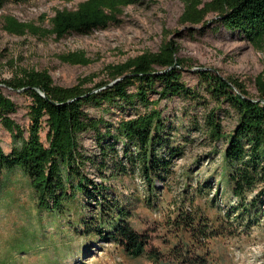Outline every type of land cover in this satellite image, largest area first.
I'll return each instance as SVG.
<instances>
[{
  "label": "trees",
  "instance_id": "1",
  "mask_svg": "<svg viewBox=\"0 0 264 264\" xmlns=\"http://www.w3.org/2000/svg\"><path fill=\"white\" fill-rule=\"evenodd\" d=\"M8 1L26 0H0V8ZM182 1L179 20L190 26L188 32H192L191 26L207 25V16L213 14L212 22L218 27L237 32L262 49L264 0ZM135 2L83 0L75 9H57L49 19L50 27L20 21L9 14L3 15L1 21L8 33L54 35L55 39H61L71 33H90L119 23L123 8ZM179 50L175 40H164L157 51H144L124 62L108 64L104 67L107 79L96 82H93L96 74H90L80 77L73 85L63 86L54 82L48 69L35 68H22L9 79L0 78V84L29 98L25 135L24 128L6 114L15 110V103L0 89V121L14 141L9 153L0 145V186L5 183L3 171L21 170L35 196L38 215L51 213L58 217L60 224L61 218L71 212L77 224L87 223L81 216L85 211L84 201L94 192L99 210L96 228L88 233L106 234L130 258L144 256L153 263H161V252L147 248L149 236L132 227L129 211L119 204L116 194L110 201L106 199L104 192L112 191V186L104 181L122 178L123 173H129L127 169L132 173L137 171L148 193L153 194L174 172L173 159L183 149L173 143V134L165 133L166 117L160 102L172 96L193 100L200 97L183 80V68L188 60L178 55ZM58 58L69 64L85 65L93 61L83 50L61 53ZM196 72L207 96L214 102L203 114L205 135L212 143L224 145L217 192L224 184L233 200L223 211L217 210L213 220L181 206L168 215V231L176 238L171 244V250L176 252L173 259L183 264H206L208 251L204 249L205 256L198 250L205 248L211 238L231 236L264 221V70L255 76V94L235 76L223 77L204 68ZM89 82H93L92 86H87ZM151 94L157 97L152 98ZM224 102L236 116L230 131L224 129L218 111ZM104 103L139 104L143 110L130 117H119L114 124L103 116L90 117L84 110L86 104ZM43 125L46 127L44 140ZM86 131L95 136L101 159L97 182L84 170L87 161L94 163L80 147V134ZM118 144H121V153ZM104 170L109 171L105 174ZM189 249L193 251L191 256L187 254ZM191 259L194 260L189 262Z\"/></svg>",
  "mask_w": 264,
  "mask_h": 264
},
{
  "label": "rangeland",
  "instance_id": "2",
  "mask_svg": "<svg viewBox=\"0 0 264 264\" xmlns=\"http://www.w3.org/2000/svg\"><path fill=\"white\" fill-rule=\"evenodd\" d=\"M81 1L5 3L0 8V78L9 79L22 68H35L48 69L54 82L63 86L73 85L80 77L90 74H96L93 79L96 82L107 79L104 67L108 64L124 62L144 51H157L164 40H175L180 45L178 55L188 60L183 68V80L200 97L193 100L172 96L160 102L166 117L165 133L173 134V143L183 149V153L173 159L174 172L153 194L148 193L137 171L132 173L127 169L129 173H123L122 178L104 181L112 186V191L104 192L106 199L110 201L116 194L119 204L129 211L132 227L149 236L147 248L160 251L162 261L153 263L144 256L130 258L106 234L92 236L88 233L96 228L99 210L94 192L84 201L85 211L81 216L87 223L77 224L74 212L62 217L61 224L51 213L38 215L27 178L21 170L14 169L3 171L5 183L0 186V264H183L173 259L176 252L171 250V244L176 238L168 231V215L181 206L213 220L217 210L223 211L233 200L226 185H220L217 192L224 145L212 143L205 135L203 114L214 102L207 96L196 70L212 69L223 77L235 76L245 83L251 94H255V76L264 70V44L258 49L243 35L218 27L212 22L213 14L207 16V25L191 26L192 32H188L190 26L179 20L182 0H136L123 8L119 23L90 33H71L61 39H55L54 35L12 34L2 26V16L9 14L20 21L50 27L49 19L57 9H75ZM74 50L85 51L93 61L85 65L69 64L58 58L59 54ZM93 82L87 86H92ZM0 89L15 103V110L6 114L24 128L26 135L29 98L4 84H0ZM150 97L156 98L157 94ZM84 110L90 117L103 116L114 124L119 117L133 116L143 107L104 103L101 106L86 104ZM218 111L224 129L230 131L236 116L225 102ZM45 132L43 125V140ZM0 145L5 153L14 146L1 121ZM80 147L94 161H87L84 166L87 176L99 181L102 164L91 131L80 134ZM117 148L121 153V144ZM108 171L104 170V173ZM204 249L208 251L206 264H264V221L231 236L213 237L198 251L204 254ZM187 254L191 256L193 251L189 249Z\"/></svg>",
  "mask_w": 264,
  "mask_h": 264
},
{
  "label": "water",
  "instance_id": "3",
  "mask_svg": "<svg viewBox=\"0 0 264 264\" xmlns=\"http://www.w3.org/2000/svg\"><path fill=\"white\" fill-rule=\"evenodd\" d=\"M110 84H111V83H110ZM110 84H109V85H110Z\"/></svg>",
  "mask_w": 264,
  "mask_h": 264
}]
</instances>
